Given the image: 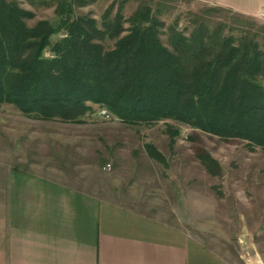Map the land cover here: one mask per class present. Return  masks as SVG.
<instances>
[{"label":"trees","instance_id":"16d2710c","mask_svg":"<svg viewBox=\"0 0 264 264\" xmlns=\"http://www.w3.org/2000/svg\"><path fill=\"white\" fill-rule=\"evenodd\" d=\"M53 1L54 20L29 27L31 12L0 0V108L80 124L98 106L129 126L171 120L264 152V51L253 39L201 26L188 36L170 31L165 46L163 25L144 0L127 20L108 8L100 27L75 16L68 0ZM106 41L113 47L106 50ZM166 130L173 142L179 132ZM145 149L164 163L153 146ZM197 159L209 175L220 174L208 154L198 151Z\"/></svg>","mask_w":264,"mask_h":264},{"label":"rangeland","instance_id":"374dc122","mask_svg":"<svg viewBox=\"0 0 264 264\" xmlns=\"http://www.w3.org/2000/svg\"><path fill=\"white\" fill-rule=\"evenodd\" d=\"M34 15L54 20L53 0H6ZM161 23L160 40L167 46L170 31L185 36L201 26L223 36L253 39L264 51V24L199 0H144ZM75 16L95 19L100 27L106 10L118 9L127 20L141 0H68ZM128 28V24H124ZM54 37L52 41H56ZM105 49L113 47L106 41ZM264 83V77H263ZM93 111L80 124L42 122L21 115L11 105L0 108V157L13 163L30 160L81 173L106 189L102 197L144 213L187 235L192 245L212 251L229 264H264V152L246 142L223 141L184 124L165 120L129 126L106 109ZM107 112L108 114L102 115ZM179 132L173 142L167 127ZM153 146L164 163L150 159ZM38 149L39 154L32 153ZM203 151L220 166L209 175L197 159ZM13 153V154H12ZM14 155L20 161H14Z\"/></svg>","mask_w":264,"mask_h":264},{"label":"crops","instance_id":"0c3cea01","mask_svg":"<svg viewBox=\"0 0 264 264\" xmlns=\"http://www.w3.org/2000/svg\"><path fill=\"white\" fill-rule=\"evenodd\" d=\"M199 1L264 24V0ZM8 156L0 157V264H229L181 231L102 197L103 183L91 177Z\"/></svg>","mask_w":264,"mask_h":264},{"label":"built area","instance_id":"2783aa9c","mask_svg":"<svg viewBox=\"0 0 264 264\" xmlns=\"http://www.w3.org/2000/svg\"><path fill=\"white\" fill-rule=\"evenodd\" d=\"M106 114H108V113H107V112H105V113L103 112V113H102V115H106Z\"/></svg>","mask_w":264,"mask_h":264}]
</instances>
